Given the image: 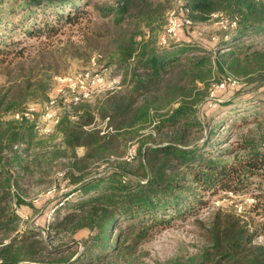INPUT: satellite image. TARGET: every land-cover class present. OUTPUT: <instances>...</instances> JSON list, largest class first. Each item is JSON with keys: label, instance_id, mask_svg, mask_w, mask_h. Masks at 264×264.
<instances>
[{"label": "trees", "instance_id": "trees-1", "mask_svg": "<svg viewBox=\"0 0 264 264\" xmlns=\"http://www.w3.org/2000/svg\"><path fill=\"white\" fill-rule=\"evenodd\" d=\"M182 1L187 10L178 14L183 26L177 38L165 43L170 0L99 3L96 19L81 33L79 43L69 41L60 51L41 43L37 52L28 55L23 48L12 49L16 42L0 41L3 62H8L9 54L23 60L0 94V264L95 260L117 251L116 232L125 221L150 220L163 226L204 207L205 194L232 205L224 203L206 223L201 222L200 264H264V244L257 243L264 236V222L257 226L254 219L264 220V136L248 129L252 123L259 131L263 126L258 114L250 117L253 104L242 105L252 102V93L264 87V37L259 45L249 39L264 34V1ZM82 4L89 6L88 0L15 1L0 6V27L11 32L21 27L26 36L52 39L63 26L78 24L85 12ZM216 14L238 19L229 40L212 42L209 37L214 49H206L180 38L183 30ZM186 19L191 25L185 24ZM92 57L101 66L95 71L110 70L109 79H118L119 88L102 93L93 103L83 101L69 111L62 108L55 128L60 143L41 148L33 158L48 170L54 162L61 164L68 191L47 209L46 216L55 208L51 233H88L82 243L73 241L71 247L79 244L83 250L73 260L65 255L70 246L53 249L40 231L19 232L17 209L24 202L16 188L32 173L24 154L30 152L37 128L28 119H14L12 113L21 111L30 99L48 101L54 91L52 81L62 75L61 66L68 58ZM228 76L244 80L251 89L240 85L229 101L219 103L239 107L212 125L214 118L203 121L199 107L210 100L211 86ZM58 102L62 107V99ZM135 142L139 144L132 164L124 156ZM158 155L172 160L165 178L152 177L147 167L146 161ZM74 196L76 201H70ZM248 197L253 200L250 205L245 203ZM238 203L248 206L246 217L236 212Z\"/></svg>", "mask_w": 264, "mask_h": 264}, {"label": "rangeland", "instance_id": "rangeland-1", "mask_svg": "<svg viewBox=\"0 0 264 264\" xmlns=\"http://www.w3.org/2000/svg\"><path fill=\"white\" fill-rule=\"evenodd\" d=\"M15 1L21 3L23 0H3L0 2V6L6 7L9 3L13 4ZM102 2L113 4L115 0H88L89 6L85 7V4H82L81 6L85 12H83L84 15L80 14L78 24L63 26L59 34L52 39H47L46 35L34 37L26 36L21 27H17L14 32L5 31L0 27V41L7 43H10L11 41L16 42L17 44L14 45L12 49L20 50L23 48L28 55L37 52L41 43H48L53 46V50L60 51V49L66 47L69 41L79 43L81 33L90 27L92 22L96 19V5ZM170 3V10L177 9L183 5L182 0H170ZM222 15L224 17H229L225 14ZM14 17V20L18 21L19 16L16 15ZM217 21H220V19L212 16L210 20L205 23L196 25L194 28L183 30L180 38L189 43L191 42L192 44L199 43L196 44L200 45L197 47L202 48L203 46L206 49H214V44L208 42L209 37L216 36L219 40L222 39L224 35V30L221 26L216 24ZM263 37L264 34L258 33L252 37V39H249L254 45H259V41H261ZM2 48L3 46H0V49ZM13 56L14 55L12 54L7 55V58L5 59H8V62H3L2 59L4 56L0 54V94L4 93V90L9 85L8 79L11 76L14 77L18 74V68L23 61L18 57L14 58ZM61 68V76H64L75 75L83 71H94L96 69H101V66L94 57L90 60L68 58L66 65L63 67L61 66ZM109 73L110 70L105 71L106 79H108ZM52 85L54 88L56 85L55 80L52 81ZM216 85L217 84H213L211 86L210 100L199 107L200 117L203 121H208L209 123L211 122V117L214 118V121L211 123L212 125H217V120L224 119L231 112V109L239 107L237 105L232 107H225L223 105L218 106L219 103L229 101L230 97L237 91L236 89H238L240 85L241 87L243 86V90L251 89V86L244 84V80H238V84L235 87L226 86L223 89H218ZM103 88L104 86H99L97 87V90L103 91ZM101 91H98L99 93L95 98L102 94L100 93ZM252 94L255 99L252 102H246V104L242 103V105L244 107L253 104L252 106L254 110L253 113L250 114V117L251 115L253 117V115L258 114V119L259 121H262L263 127L262 131H259L258 128H256V125L252 123L248 126V129L252 130L254 133L260 132V134L264 136V87L256 94L255 92ZM48 97H55V92L51 91ZM94 99L92 100V103L94 102ZM44 100L45 99L42 100L41 98L30 99L25 105H23L21 111L33 108L37 111L35 118L38 119L39 116H41V110L44 104L47 102ZM59 114H62V109L59 110ZM10 115L11 114H6L5 117L9 119L11 117ZM98 123H100L101 126H104L101 121H98ZM217 130L219 131V129ZM146 132L148 131H144V133ZM60 141L61 136L56 129H54L50 135H43L36 131L30 152L24 154V159L28 162L30 161L32 173L26 174L24 179L19 182V188H16L20 198L24 202L21 208L17 209L21 217L19 223L20 233H24L28 229L40 230L43 227V219L41 217H44V211L50 207L59 196L61 197L64 192L68 191V184L66 181H63L60 176V173L62 172L60 168L61 164L54 162L49 166L50 170H48L45 163H41V166H39L33 162L35 153H41L42 149L52 147L53 145L60 143ZM232 141L234 140L232 139L230 142L232 143ZM138 144L139 143L135 142L134 145L131 143L128 145L127 153L124 156L125 160L130 151L138 148ZM81 153L82 151L80 150V154ZM134 160L135 159L126 161L133 164ZM146 163L152 177L165 178L172 165V160L169 156L158 155L152 160H147ZM106 165L107 163L103 164V166ZM54 185H57L59 190L57 189L55 193L48 195V190ZM76 197L77 196L72 197L70 201H76ZM204 201H207V204L200 209L196 208L194 214H188L186 218L176 217L174 220L168 221L163 226H161V224H155L150 220L149 222L143 223L125 221L116 232L117 241L112 240V242L116 241V246L118 247L117 251L106 256L100 255L99 258L85 261L82 264H200L202 261L200 250L201 247H203V240L201 237L202 231L200 228L201 222L206 223L210 214L216 210V208L224 206V203L229 206L232 205L231 201H216L215 198L209 197L208 194H205ZM245 203L248 205L252 204V198L248 197ZM234 208L238 214L243 217L247 216L246 212H248V206L246 207V204L238 203ZM158 219H160V217H158ZM254 219L257 226L264 222L260 217H255ZM50 234L47 235L45 242L48 244L52 243L50 246L55 249L60 246L71 247L74 244L73 241L82 243L88 233L80 232L74 236L63 233L54 234V232ZM257 243L264 244V236H261ZM78 246L79 244L68 249L65 255H72V259L74 260L75 257L83 251Z\"/></svg>", "mask_w": 264, "mask_h": 264}, {"label": "built area", "instance_id": "built-area-1", "mask_svg": "<svg viewBox=\"0 0 264 264\" xmlns=\"http://www.w3.org/2000/svg\"><path fill=\"white\" fill-rule=\"evenodd\" d=\"M187 10L183 9L182 6L178 9L168 10L166 13L167 25L165 26V33L162 37V41L165 43L166 39H175L178 37L179 31L183 24L179 19V13L184 14ZM220 21L216 24L221 26L224 30L222 40H229L235 33L238 27V19L224 17L222 14L213 15ZM186 25H191V21L186 19ZM212 41H218L216 36L212 37ZM56 85L54 86L55 97H50L49 100L44 104L41 110V116L38 119L35 118L36 110L33 108L24 109L23 111H15L12 117L16 120L28 119L35 123L37 131L43 135H50L60 121L61 115L59 110L66 108L68 111L72 106H75L83 101H92L97 95V87L104 86L100 93L112 91L119 88V80L110 78L106 79L105 74L98 71H83L75 75H64L55 77ZM238 84V79L228 76L226 79L217 84L218 89H223L226 86L235 87ZM213 95V94H212ZM59 99H62L63 106H59ZM134 159L133 151H130L126 160L131 161ZM60 176L62 174L60 173ZM57 185H54L48 190L47 194H52L57 191ZM55 208L51 209L47 215L46 225L40 230V236L46 240L47 235L51 233L50 224L53 220Z\"/></svg>", "mask_w": 264, "mask_h": 264}, {"label": "crops", "instance_id": "crops-1", "mask_svg": "<svg viewBox=\"0 0 264 264\" xmlns=\"http://www.w3.org/2000/svg\"><path fill=\"white\" fill-rule=\"evenodd\" d=\"M47 209H49V207H48ZM47 209L44 211V217H41V218L43 219V225L46 223V219H47L46 211H47ZM22 212H23V211H22ZM23 213H25V212H23ZM25 214H26V213H25Z\"/></svg>", "mask_w": 264, "mask_h": 264}]
</instances>
